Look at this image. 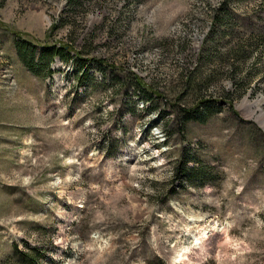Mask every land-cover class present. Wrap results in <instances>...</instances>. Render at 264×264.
<instances>
[{
    "label": "rangeland",
    "instance_id": "rangeland-1",
    "mask_svg": "<svg viewBox=\"0 0 264 264\" xmlns=\"http://www.w3.org/2000/svg\"><path fill=\"white\" fill-rule=\"evenodd\" d=\"M220 1L0 0V264H264V0Z\"/></svg>",
    "mask_w": 264,
    "mask_h": 264
},
{
    "label": "trees",
    "instance_id": "trees-1",
    "mask_svg": "<svg viewBox=\"0 0 264 264\" xmlns=\"http://www.w3.org/2000/svg\"><path fill=\"white\" fill-rule=\"evenodd\" d=\"M230 1L231 0L220 1L221 6L217 7V12H215L216 14L213 18V25H220L225 23V21H223L224 17L229 13L226 5L229 6ZM66 2L68 7H75L77 5H80V3L76 2V0H66ZM14 44L18 59L33 75L37 76H49L52 73L50 65L56 58H59L62 61H69L75 58H73V56L70 54L68 50L69 47L64 43L59 45L43 44V46H39L38 44H35L29 40L19 38L14 41ZM232 51H237V48L232 49ZM94 61L98 69H100L101 71L105 70L104 68H100L102 62L99 59ZM110 77L111 78H109V80H118V75L115 72L110 74ZM133 89L137 94V99L149 101L152 100V92L148 89H145L139 81H134ZM141 92L143 95L141 94ZM210 102V99L200 100L199 104L201 103V105H204L202 106V109H200L201 106L199 104L194 106L193 108H182L181 112L183 123H186L190 120L204 121L207 113H210V111H212L213 109V105L211 106ZM187 161L188 160L186 159L181 161V164L178 168V176L176 179L184 177V180H190L193 176H196L197 174L199 175V173L196 172V167L187 166ZM34 252H36V249L34 248L30 253H26L18 249L17 246H14V254L18 257L20 264H37L36 253Z\"/></svg>",
    "mask_w": 264,
    "mask_h": 264
},
{
    "label": "bare ground",
    "instance_id": "bare-ground-1",
    "mask_svg": "<svg viewBox=\"0 0 264 264\" xmlns=\"http://www.w3.org/2000/svg\"><path fill=\"white\" fill-rule=\"evenodd\" d=\"M263 125H264V123H262ZM199 243V242H198ZM184 250H186V249H184ZM183 251V250H182ZM182 251H180L181 252V254H180V252H178L176 255H174V257H173V259H172V261H175L177 258L179 259V258H181L183 255H182ZM185 251H183V253H184Z\"/></svg>",
    "mask_w": 264,
    "mask_h": 264
}]
</instances>
